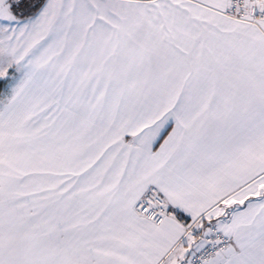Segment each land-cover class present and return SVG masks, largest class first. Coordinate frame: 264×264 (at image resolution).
Wrapping results in <instances>:
<instances>
[{"label":"snow or ice","instance_id":"snow-or-ice-1","mask_svg":"<svg viewBox=\"0 0 264 264\" xmlns=\"http://www.w3.org/2000/svg\"><path fill=\"white\" fill-rule=\"evenodd\" d=\"M0 264H264V0H0Z\"/></svg>","mask_w":264,"mask_h":264}]
</instances>
